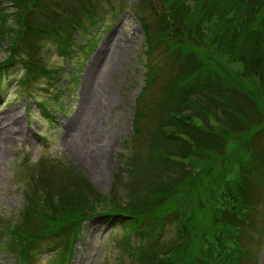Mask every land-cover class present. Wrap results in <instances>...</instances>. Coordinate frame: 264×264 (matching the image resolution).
Wrapping results in <instances>:
<instances>
[{
    "label": "trees",
    "instance_id": "16d2710c",
    "mask_svg": "<svg viewBox=\"0 0 264 264\" xmlns=\"http://www.w3.org/2000/svg\"><path fill=\"white\" fill-rule=\"evenodd\" d=\"M7 1L13 11L2 12L0 5V39L7 53L0 77L7 67L21 62L25 72L17 87L28 98L39 78L50 79L47 84L52 86L53 75L61 68L45 66L41 42H51L60 58L69 57L78 49L72 36L84 39L108 16L103 0ZM105 1L110 5L113 0ZM143 1L137 0L135 6L141 9ZM155 1L164 17V31L139 18L146 38L144 54L150 66L161 46L170 55L148 76L155 78L159 67L176 61L183 69L174 81H166L169 101L158 104L162 114L139 109L132 119L130 141H125L131 151L127 165L140 166L146 152L159 169L156 180L149 182V197L134 190V184L141 185V175L133 167L126 166L125 179L122 172L114 176L107 196L94 191L63 159L54 158L52 164L37 160L23 176L21 213L15 222L2 226L8 231L5 247L18 264H27L36 243L58 235L62 239L58 244H65L56 245L57 264H66L76 228L100 214L113 216L122 231L118 244L131 257L138 251V264H256L264 232V148L252 146L264 130V0ZM109 15H116L115 7ZM225 59L240 63L241 72L227 70ZM186 71L193 82L205 83L188 89ZM33 100L43 111L51 106ZM186 110L191 116L184 115ZM197 119L201 124L195 123ZM54 165L57 168H51ZM236 169L238 175L230 179ZM121 186L125 196L119 197ZM201 186L208 187L205 196ZM147 207L148 212L142 211ZM150 217L157 223L144 221ZM164 224L171 228L170 245L163 239Z\"/></svg>",
    "mask_w": 264,
    "mask_h": 264
},
{
    "label": "rangeland",
    "instance_id": "374dc122",
    "mask_svg": "<svg viewBox=\"0 0 264 264\" xmlns=\"http://www.w3.org/2000/svg\"><path fill=\"white\" fill-rule=\"evenodd\" d=\"M143 2L140 9L135 6L137 0H113L110 5L103 0L101 5H105L108 16L84 39L77 34L72 36V42L77 44L78 49L77 53L72 52L69 57L65 55L60 58L55 54L57 52L51 42H41V55L46 56L45 66L51 70L59 69L60 66L61 68L53 75L55 82L52 86L47 84L50 79L44 76L39 78L30 98L21 93V87H17L25 72L19 61L7 67L5 76L2 72L0 131L4 132L0 135V226H4L10 219H15L17 213H21L24 206L25 170L27 167L30 170L37 160L42 158L49 160L50 164L54 162V158L63 159L78 177H82L99 195L108 192L117 173L122 172L121 177L125 179L123 173L126 166L133 167L134 172L141 175L138 179L141 185L134 184V190L146 198L149 197V182L153 178L156 180L155 175L159 169L150 163L152 157L146 152L140 166L134 162L126 164L131 156L127 143L132 135V119L139 109L144 111L151 108L157 110L151 111V115L162 114L158 110V104L169 101L166 81H174L179 77L183 65L178 61L167 64L171 68L170 72H167L168 67L161 68L170 55L163 46L159 53H155L151 63L149 62L154 66L148 64L144 54L146 38L139 18L153 22L155 29L164 31V24L161 23L164 17L160 5L155 0ZM0 5L2 10L4 9L2 12L9 14L13 11L7 0H2ZM112 7H115L116 15L109 17ZM167 39L169 38L165 40ZM5 47L6 44L0 39V64L6 59ZM225 62L227 70L241 72L240 63L226 59ZM157 64L161 66H158V75L155 78L148 76L153 74ZM191 77L192 73L186 71L185 81L192 85L188 86L190 90L195 85L205 83L193 82ZM148 78L153 79V82H145ZM216 78L220 79L218 76ZM216 78L213 80H218ZM208 82L214 84L212 80ZM83 83L88 86L87 99H83ZM33 98L49 102L51 109L43 111ZM153 104L157 105L153 107ZM91 106L93 109L89 113ZM184 115L191 116V113L186 110ZM201 121L197 119L195 123L201 124ZM12 122L14 123L11 124ZM261 123H264L263 115ZM14 131L17 133V141L11 152L4 155L2 144L5 139L11 141L10 134ZM262 132L253 142L254 149L264 148V130ZM78 148L85 149L86 157ZM123 155L126 158H123ZM27 158L28 162L23 161ZM172 160L176 163L179 161L177 157H172ZM51 168L57 167L54 165ZM187 172L191 174L190 171ZM237 175L236 169L229 178L234 179ZM150 177L151 179L146 180ZM251 183L253 186L257 185L253 178ZM169 186L167 183L162 187L165 190ZM201 187L205 196L208 187ZM118 193L119 197L125 196L124 187L121 186ZM123 201L125 200L121 199V202ZM148 210L149 207L142 211L146 213ZM147 219L153 220L150 217L144 221ZM161 227L164 242L170 245L171 228L168 224ZM76 229L73 250L66 264H138L135 260H130L131 252L125 254L122 251L118 244L122 231L112 222L98 217L94 220H83L79 229ZM192 232L194 237L195 227ZM7 237L0 236V264H18L16 257L7 252ZM61 241L58 235L36 243L30 248L32 256L28 257L27 264H57L59 258L56 257V245L62 247L65 244L64 241L62 245L58 244ZM256 264H264V232Z\"/></svg>",
    "mask_w": 264,
    "mask_h": 264
},
{
    "label": "bare ground",
    "instance_id": "6f19581e",
    "mask_svg": "<svg viewBox=\"0 0 264 264\" xmlns=\"http://www.w3.org/2000/svg\"><path fill=\"white\" fill-rule=\"evenodd\" d=\"M85 83V82H84ZM83 83V88H82V94H83V99H87V87L88 86H85V84ZM92 109H93V106H91V108L89 109V113H91V111H92ZM14 122H12L11 124H13ZM10 124V125H11ZM9 126V125H8ZM7 131V130H6ZM5 131V132H6ZM4 131H0V135L3 133ZM13 134L15 135L14 137H13ZM1 137V136H0ZM10 138H11V141H7L6 139H5V142L2 144L3 145V148H4V155L5 154H8L9 152H11V150H12V148L14 147V144L16 143V138H17V133H16V131H14V133H11L10 134ZM79 149V148H78ZM89 150V149H88ZM87 150V151H88ZM79 151H80V153H83V155L86 157V151H85V149H83V148H80L79 149ZM91 166H93V163H92V161H91ZM91 166L89 167V168H91Z\"/></svg>",
    "mask_w": 264,
    "mask_h": 264
}]
</instances>
